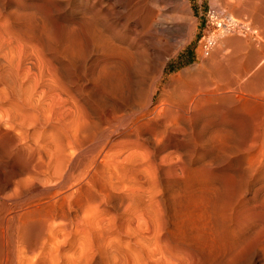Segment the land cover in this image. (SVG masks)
<instances>
[{
	"label": "rangeland",
	"instance_id": "1",
	"mask_svg": "<svg viewBox=\"0 0 264 264\" xmlns=\"http://www.w3.org/2000/svg\"><path fill=\"white\" fill-rule=\"evenodd\" d=\"M219 1L187 0L192 30L187 38L177 34L170 40L160 32L136 33L102 13L99 23L105 27L95 25L86 12L95 10L93 0H25V9L15 16L28 22L31 15V27L12 19L11 4L7 11L0 8V131L5 133L0 135V185L18 162L8 157L15 146L29 148L45 167L29 178L28 197L43 200L41 207L48 202L47 209L67 212L70 219L79 215L75 226L67 217L63 225L54 217L47 229L54 236L44 232L48 237L40 236L36 250L25 253L29 256L19 244L16 264H264V22L239 13L245 0ZM173 13L180 14L177 8ZM230 15L248 21L256 32L235 29L207 40L217 33L211 17ZM89 27L112 32L108 44L114 58L106 51V59L115 62L108 65L116 72L107 69V54L97 48L92 35L97 31ZM227 55L238 61L239 85L258 86L239 92L236 108L223 110L224 132L216 134L205 123L215 118L213 112L190 115L191 126L171 132L160 153L153 143L118 127L121 116L144 99L134 102L109 92V73L120 72L125 81L142 65L148 72L166 62L160 82L166 85L187 68L199 73L202 58L208 69L214 56ZM14 180L9 195L18 194ZM14 195L13 201L22 198ZM55 240L57 245L51 243Z\"/></svg>",
	"mask_w": 264,
	"mask_h": 264
},
{
	"label": "bare ground",
	"instance_id": "2",
	"mask_svg": "<svg viewBox=\"0 0 264 264\" xmlns=\"http://www.w3.org/2000/svg\"><path fill=\"white\" fill-rule=\"evenodd\" d=\"M216 1L217 0H211V3L214 4V3H216ZM24 2H25V0H0V8L5 9V7H7V5L9 6L11 4L12 6H14V10H12V11L9 10L10 11L9 14H11V16H12V14H14V16H15V14L18 13L19 10L21 11V9H25L24 8ZM257 3L259 4V6L257 5ZM67 5H69V4H67ZM92 5L94 6L95 10L93 8L92 9H86V12H87L89 18L92 19V21L94 20V22L96 23L95 25H98V26L101 25V23H99L100 19H101L100 16L103 14V18L105 20L106 19L107 20L113 19V20L117 21L118 24H120L121 26H124L125 28H127L128 26H131V28L133 27L132 28L133 31H134V29H138L140 32L136 31V33H139V34L140 33L141 34H149L152 32H160V34H162L165 37V40H167V39L170 40L172 37L176 36L177 34H179L182 38H185L187 35L189 36V33L192 30V23L190 22V20H189L190 17L188 15L187 0H93ZM173 5L175 7H172ZM175 8H177L181 14L180 15L178 13L179 14L178 17L176 16L177 15L176 13H175V16H174V13L172 14L173 9H175ZM81 11H83V10H81ZM19 13H21V12H19ZM100 13H102V14L100 15ZM239 13L243 16L246 15V17L247 16L252 17V15H255L256 16L255 21H257L259 23L264 22V21H262V18H264V17L260 18L262 16V14H264V0H245V3L243 5L242 9H240ZM24 14H25V12H24ZM16 16L14 18H12V17L11 18L15 20ZM24 16H25V20H26L27 19L26 16H28V14L22 15L21 17H23V19H24ZM30 17H31V15H30ZM30 17H28V18L30 19ZM85 17H87V15ZM89 18H86V19H89ZM253 18H254V16H253ZM29 19H28V22L32 21ZM17 20H20V19L18 18ZM17 20H15V21H17ZM21 20H22V18H21ZM213 20H219V19H218V17L212 16V21ZM225 20L226 21L224 23H221V24H219L217 22L214 23V24H216V25H214V28L217 30L213 31V32H217V33H212V34L206 36L207 40H211V39L214 40L216 35L221 34V32L232 31V30L235 31L236 28L240 29V30L245 29L243 31H247V32H256L254 27H251L248 21H243V20L241 21L240 19H236L231 15L229 17L225 18ZM88 21L89 20H87V23H88ZM178 21H180V22H178ZM220 21H222V20H220ZM21 22H24L25 24L28 23L27 20L26 21L23 20ZM21 25L25 27L24 24H21ZM262 25H264V24H262ZM27 26H29V25L27 24ZM101 26L105 27L104 25H101ZM108 26H109V24H108ZM29 27H31V26H29ZM91 28L89 27V29H91ZM22 29H24V28H22ZM93 29L94 28L91 29L92 33H93ZM100 29L95 27L94 31L96 30L97 32H94L95 34L94 33L92 34V35H94L93 36L94 41H95L94 43L98 47L95 44L94 45L97 48L102 47L103 49L102 48H100V49L104 50L105 52L104 51L103 52L106 53V51L109 52V50L113 49V48L111 49V45L108 44L109 43L108 41L110 39L112 32H108V31L107 32H99ZM155 34H152V35H155ZM149 35H151V34H149ZM157 35H158V33H157ZM93 37H92V40H93ZM111 37H113V36H111ZM181 37H180V39H181ZM149 38H151V37L149 36ZM149 38L147 37V39H149ZM235 42H237V41H235ZM110 43H111V41H110ZM234 43L233 44L230 43V46H231V44L233 46L238 44V43H235V45H234ZM111 44L113 45V43H111ZM201 47H202L201 49L203 51L204 46H201ZM115 49H116V47H115ZM110 52H112V51H110ZM113 52H115V50H113ZM110 54H112L111 57L114 56L113 53H110ZM103 55L99 56V57H103ZM219 55H217V56H219ZM107 56H109V55L107 54L104 59H106ZM124 56H125V54H124ZM227 56H230V55H227ZM231 56L229 58L221 56L219 58L217 57L216 59L214 56L212 59L213 61L211 63L208 62V63H210L209 65L207 63L208 69L205 66L206 64L204 65V61L202 58V60H201L202 64L197 67V69L198 68L200 69L199 73L195 74L193 72V68H187L181 72H178L176 75L172 76L169 79L168 84H166V85H161L162 83H160L162 80L163 69L166 65V62L161 63L160 67H158V69L156 71H154L152 69V66H150V63H149V65L147 63L146 64L147 67L148 68L151 67V69H152V71L149 70L147 72V71H143V67H142L143 65L141 66L140 65L141 63H139L137 61V64H139L141 67L137 64H136L137 66L136 65L135 66L136 67L139 66L140 68H142V70H138L136 72V74L134 72L135 76L134 77L132 76V78L127 79V77H126L125 78V81L127 79L126 82L123 81L120 78V76H118L120 74L119 70L117 71V72H119V74L114 73L116 75L109 73V76L105 77L106 78V80H105L106 84L105 85L107 87H109V89H108L109 92L113 91V92L117 93L119 96H126L127 98L124 97L125 99H129V100L131 99L134 102L139 101L141 103V101H143V99H144V102L142 104H140V106L138 108L132 109L131 111L129 110V112L125 116L124 115H122L123 117L121 116L122 120H120L121 121L120 126L118 125V127L121 128L125 133H134L140 139L146 141V143L147 142L153 143L155 145L154 150L156 152H160V153L163 152L164 147L167 146V144H169L171 132L177 131V130H180L182 132V131H184L185 125L191 126L192 118L190 117V115H192L193 118H196L198 115H201V114L204 115V114H207L209 112H213L215 115V118L213 120L206 121L205 123L216 134L223 131L225 129L226 125L224 124V122L221 123V117L223 116V110L226 108V106L229 105V107H231V108L232 107L236 108L237 103L239 101L238 93L239 92L241 93L244 90H252L253 88H255V86H258V85L253 86L254 84L252 82H247V83L243 84V86L239 85V84H241V83H239L241 75H238V73H239L238 61L233 56H232V58H234V59H232ZM235 57H236V55H235ZM120 58H122V57H120ZM155 58H157V57H155ZM100 59L101 58H99L98 61ZM153 59H152V61H153ZM262 59H264V58H262ZM96 60H97V57H96ZM101 60H103V58ZM109 60H111V59H109ZM113 60H115V59H113ZM115 61H117V58ZM131 61L132 60H130V62ZM101 62L104 63L105 61L104 62L101 61ZM109 62L110 61H108L106 59L105 65H108ZM113 63H115V62L113 61ZM113 63H111V65ZM152 63L154 64V62H152ZM132 64H134V63H132ZM132 64H130V66H132V69H133ZM92 65L93 66H89V68L94 67L95 63ZM146 65H144V66H146ZM139 67L137 69H139ZM147 67H145V68L148 70ZM104 68L102 70H100V72L104 71V70L107 71V69L110 70L111 67L109 66L106 69V66H105ZM247 68H249V67H247ZM246 69H245V71H246ZM113 70H110L109 72H111V71L116 72L117 69L115 70L113 68ZM104 72H101V73L103 74ZM110 74H112V75H110ZM262 74H264V73H262ZM242 75H243V73H242ZM244 75H246V74H244ZM249 75L252 78V75L251 74H249ZM98 76H99V78L100 77L102 78L101 75H97V77ZM257 76L259 77L260 75H257ZM261 77H264V76H261ZM244 79H245V76H244ZM241 82H244V81H241ZM255 82H256V80H255ZM262 82H264V81H262ZM124 91H125V94L123 95ZM124 101H126V100H124ZM126 102H128V101H126ZM139 102H138V104H139ZM138 104H137V106H138ZM121 118L119 117V119H121ZM6 131H8V130H6ZM2 132L0 131L1 137L3 136L2 134L5 135V133H2ZM16 137H17V135H16ZM171 143H174V142H171ZM7 144H9V143H7ZM15 147L17 148L18 146H15ZM28 147L29 146H27V148ZM249 147H251V146H249ZM258 149H259V147H258ZM14 150H13V152H14ZM13 152H11V155L10 156L8 155V157H10V158L14 159V161L16 160V162L17 161L18 162L10 168L11 169L10 178H8V180L6 182H2L3 184L0 185V264H16L17 258L19 257L17 255L20 254V253L17 254V248L19 247L18 246L19 244H21L23 246L22 247L23 249L21 250V253H23V255H25V253L28 254L29 252L31 254L33 249H35L34 247L35 246L37 247V244H39L38 240H39L40 236L43 237L42 234L44 232L46 233L50 229L49 227L51 225H53V224H51L52 219L54 217H56V218L60 217L61 219L62 218L66 219L67 216L65 217V215L69 214L67 212H66V214L61 213L59 211L55 212L56 210H54V212H53L51 210V207L49 209H47V207H45L47 205L46 203H48V202L44 203L45 206L41 207L38 204H40L43 200L39 203V198L36 199L37 201H35L34 199L33 200L31 199V195H30V197H28L29 196L28 190L31 189L33 186V185H31L32 180L29 178L34 177V176L36 177V175L38 173L37 171L40 172L42 166H44V165L42 164L43 162H41L40 160H39V162H41V163L35 162V159L33 158L35 156H33V153H30L32 151L29 150V148H28V150L25 149V147L24 148H17L15 150V153H13ZM255 155H256V153H255ZM250 160L251 159H249V161ZM33 162L36 164L33 165L32 164ZM247 163H249V162H247ZM34 169L36 170L34 172L35 175L32 174L33 173L32 171ZM43 170H44V168H43ZM43 170H42V172H43ZM30 174H32V176H30ZM15 175H17V176H15ZM18 175H20V176L26 175V177H25V179L23 178L24 179L23 180L22 179L23 176L20 177ZM252 175H253V172H252ZM14 176L17 177V178H15L16 181L18 180L17 184L15 183L16 187L14 188V190H16L18 192V194L15 193V195H14V194H12L13 193L12 192L9 195L10 190H6V189H8V187L11 185V181L14 180V179L11 180V178ZM20 178H21V181H20ZM28 180H31V182ZM22 182L24 183L22 185L23 187H21V185H20V183H22ZM27 182H30V187H29V183L27 185ZM33 182H34V180H33ZM242 186L243 187L241 188V192H240L241 194L246 190V189H244V183ZM71 188H70V190H71ZM74 189L75 188L73 187V190ZM5 190L8 191V193H5ZM5 194H7V196ZM13 195L14 196L17 195V199L20 196L22 198L21 199L19 198L20 200H14L13 201L12 200ZM239 197H241V196H239ZM242 197H244V196H242ZM244 201H246V200H244ZM51 204H50V206L53 205V204L52 205ZM48 206H49V204H48ZM72 206H74V205H72ZM262 206H264V205H262ZM79 207H80V205H79ZM73 208H75V207H73ZM76 212H77V210H76ZM70 215H72V214H70ZM76 215L77 214H73L71 216V219L69 217H67L70 219V222L72 221L73 226H75L74 225L75 222H78L76 220H77V218H79V215L77 218H76ZM63 219H62V221H64ZM59 221H61V220L59 219ZM62 221L59 223L63 225L65 223V221L63 223H62ZM67 222L68 221H66V223ZM55 223H56V221H55ZM57 224H58V222H57ZM76 225H78V224H76ZM53 226H51V227L53 228ZM64 227H65V225H64ZM44 230H46V231H44ZM48 232H50V231H48ZM47 234H45L46 237H48ZM49 234L53 235L52 230ZM43 238H41V239H43ZM45 238H44V240H45ZM50 239L51 238H49V240ZM53 239H54V237H52V240ZM49 240H47V241H49ZM39 241L41 242V240H39ZM42 242H44V241H42ZM56 242H57V240H55V242H51V243H55L57 245L58 243H56ZM41 244L43 245V243H41ZM52 245H54V244H52ZM53 249L55 251L54 247H53ZM18 251H19V249H18ZM27 254L25 256H29ZM29 260H31V259H29ZM27 262H28V260H27Z\"/></svg>",
	"mask_w": 264,
	"mask_h": 264
},
{
	"label": "built area",
	"instance_id": "3",
	"mask_svg": "<svg viewBox=\"0 0 264 264\" xmlns=\"http://www.w3.org/2000/svg\"><path fill=\"white\" fill-rule=\"evenodd\" d=\"M212 18V17H211ZM220 20H222V21H220ZM226 20L225 19H219V20H213L212 21V23L214 24V23H219V24H221V23H224ZM214 25H216V24H214ZM219 27V26H218ZM237 29V28H236ZM205 48H207V47H205Z\"/></svg>",
	"mask_w": 264,
	"mask_h": 264
},
{
	"label": "trees",
	"instance_id": "4",
	"mask_svg": "<svg viewBox=\"0 0 264 264\" xmlns=\"http://www.w3.org/2000/svg\"><path fill=\"white\" fill-rule=\"evenodd\" d=\"M184 63H189V60H186Z\"/></svg>",
	"mask_w": 264,
	"mask_h": 264
}]
</instances>
